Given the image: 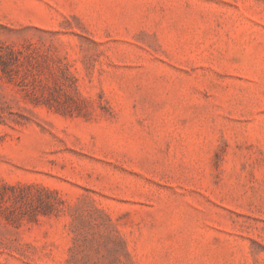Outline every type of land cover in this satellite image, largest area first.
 <instances>
[{
	"label": "rangeland",
	"instance_id": "374dc122",
	"mask_svg": "<svg viewBox=\"0 0 264 264\" xmlns=\"http://www.w3.org/2000/svg\"><path fill=\"white\" fill-rule=\"evenodd\" d=\"M0 264H264V0H0Z\"/></svg>",
	"mask_w": 264,
	"mask_h": 264
}]
</instances>
